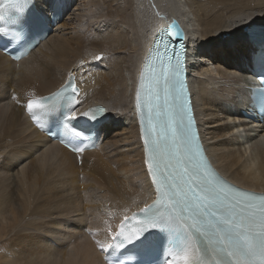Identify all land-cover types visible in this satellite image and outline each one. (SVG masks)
Listing matches in <instances>:
<instances>
[{
	"label": "bare ground",
	"instance_id": "obj_1",
	"mask_svg": "<svg viewBox=\"0 0 264 264\" xmlns=\"http://www.w3.org/2000/svg\"><path fill=\"white\" fill-rule=\"evenodd\" d=\"M31 1L48 19L54 3L68 6L59 25L21 60L0 51V239H7L11 250L0 253V264H104L100 245L114 243L109 230L116 233L125 217L155 198L136 106L148 42L172 21L187 52L190 45L195 50L216 45V32L237 40L241 26L264 23V0ZM254 38L264 42V33L255 31ZM234 48L245 54V47ZM220 49L209 57L197 50L185 74L196 104L199 144L224 181L264 193V126L243 122L247 73L239 51L233 56L226 46ZM262 50L256 42L252 52ZM70 75L79 90L77 115L96 104L108 110L99 146L76 152L77 157L36 129L26 111L29 100L58 90ZM54 185L57 193L48 196ZM26 230L39 235L32 240L31 257L19 248ZM49 232L55 233L51 239ZM48 239L62 245L55 248Z\"/></svg>",
	"mask_w": 264,
	"mask_h": 264
},
{
	"label": "snow or ice",
	"instance_id": "obj_2",
	"mask_svg": "<svg viewBox=\"0 0 264 264\" xmlns=\"http://www.w3.org/2000/svg\"><path fill=\"white\" fill-rule=\"evenodd\" d=\"M28 4L29 0H0V19L9 11L23 12ZM153 49L156 56L148 65L146 87L145 74H141L136 106L144 164L156 198L132 217H125L116 233L109 230L115 243L100 245L101 250L119 253L145 232L158 229L175 237L161 264H174L172 256L180 253H184L183 264H264V195L229 185L206 161L199 133L194 131L191 97L186 98L187 48L175 21L156 34ZM78 94L75 77L70 75L59 91L38 102L29 100L26 111L40 121V113L63 106L68 110L66 119L71 120L77 117ZM253 102L264 107V94ZM91 111L94 118L102 109ZM64 128L77 135L68 123ZM60 141L75 152L84 150ZM111 264H126V260L116 257Z\"/></svg>",
	"mask_w": 264,
	"mask_h": 264
},
{
	"label": "rangeland",
	"instance_id": "obj_3",
	"mask_svg": "<svg viewBox=\"0 0 264 264\" xmlns=\"http://www.w3.org/2000/svg\"><path fill=\"white\" fill-rule=\"evenodd\" d=\"M59 25V24H58ZM70 27H71V25L70 24H68L67 26H65L64 27V30H63V32H67V31H69V29H70ZM75 29H76V26H73ZM149 32H147V34H148ZM87 37V36H86ZM86 37H84V35H83V38H84V40L86 39ZM129 122L128 121H124L123 123H122V126L124 127V128H128L129 127ZM235 135V134H234ZM236 136V135H235ZM54 190H55V192L52 190V188H50L49 190H51L53 193H49V191L47 192V195L48 196H53L54 194H56L57 193V189L58 188H56V186L54 185V186H51ZM12 188V187H11ZM13 192H15V188H13V189H11ZM50 191V192H51ZM11 192V191H10ZM49 194H51V195H49ZM15 235V232H13V233H11V234H9L8 235V237L10 238V237H13ZM22 236H20V239H18V240H20V250L27 256V257H31L32 256V253H33V250H32V240H33V238H36V236H38L39 237V235H38V233L36 234V233H33L32 234V232L31 231H29V230H26V231H24V232H22V234H21ZM45 235H46V233H45ZM45 235H44V237H45ZM48 235H51V237L49 236V238L51 239L52 238V235H55V233L53 234L52 232H49V234ZM32 236H34V237H32ZM59 236V235H58ZM46 237H47V235H46ZM45 237V238H46ZM61 237V236H60ZM60 237H58V239H60L61 240V238ZM44 238V239H45ZM48 238V237H47ZM46 238V239H47ZM44 239H42V240H44ZM44 240V241H47V240ZM50 239H48V241L50 242V243H52V241L50 240ZM17 240V239H16ZM60 240H56V241H53V245L55 246V248H59V246H57V245H62V241H60ZM43 241V242H44ZM54 242L56 243V244H54ZM59 243H61V244H59ZM57 246V247H56ZM8 247V242H7V239H0V253H5V249ZM4 249V250H3ZM9 252V253H11V250H8V249H6V252ZM7 252V253H8Z\"/></svg>",
	"mask_w": 264,
	"mask_h": 264
},
{
	"label": "water",
	"instance_id": "obj_4",
	"mask_svg": "<svg viewBox=\"0 0 264 264\" xmlns=\"http://www.w3.org/2000/svg\"><path fill=\"white\" fill-rule=\"evenodd\" d=\"M172 22H173V21H172ZM172 22H171V23H167V24H166V28H167L169 25H171ZM0 25H1V24H0ZM176 25L178 26L180 32L182 33V31H181L179 25H178V24H176ZM174 32H175V29H173V33H174ZM215 35H216V37H218L219 41H223V40H224V37L226 36L225 34L220 33V32H216ZM97 56H100V55H97Z\"/></svg>",
	"mask_w": 264,
	"mask_h": 264
}]
</instances>
